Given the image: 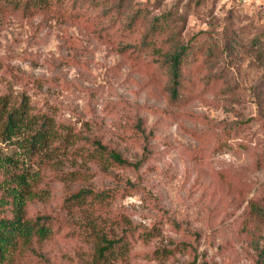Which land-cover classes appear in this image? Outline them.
<instances>
[{"label": "rangeland", "instance_id": "rangeland-1", "mask_svg": "<svg viewBox=\"0 0 264 264\" xmlns=\"http://www.w3.org/2000/svg\"><path fill=\"white\" fill-rule=\"evenodd\" d=\"M110 1L83 10L87 23L0 14V59L23 76L19 81L2 70L0 92L14 85L37 110L52 109L74 131L131 163L101 156L89 163L93 176L86 184L113 196L89 215L103 231L118 236L135 229L120 264H256L264 225L253 230L245 214L251 200H264V5ZM139 10L147 16L130 34L127 25ZM157 18L169 26L158 41L164 49L190 43L194 51L193 67L185 70L193 94L176 111L168 106L164 60L149 56L134 64L120 50L138 45ZM105 34L115 42L104 43ZM62 157L66 169L77 164ZM50 187L47 203L32 212L68 218L63 202L79 186L53 181ZM71 216L73 228L49 245L51 263L92 254L93 244L79 236L83 216Z\"/></svg>", "mask_w": 264, "mask_h": 264}, {"label": "trees", "instance_id": "trees-1", "mask_svg": "<svg viewBox=\"0 0 264 264\" xmlns=\"http://www.w3.org/2000/svg\"><path fill=\"white\" fill-rule=\"evenodd\" d=\"M110 4V0H0V14L19 13L26 19L41 17L65 23H87L88 13L83 10ZM146 16L142 10L138 11L127 25L130 34L137 32ZM165 33H169V26L157 18L138 45L128 44L120 50L127 52L134 64L149 56L164 60L163 69L171 77L168 106L176 111L193 94L188 90L191 84L185 79V70L193 67L194 51L190 43L164 49L158 41ZM102 36L104 43L115 42L110 34ZM2 70L16 80L23 78L19 69L0 59ZM104 155L119 166H131L100 141L84 137L60 121L52 109L37 110L30 96L15 90L14 85L0 92V264H42L34 259L55 264L50 262L55 252L49 245L62 230L73 228L71 214L75 213L83 216L85 225L80 227L79 236L93 246L92 254L82 256L73 264H120L127 260L135 229H126L117 236L103 231L99 227L101 222L89 216L113 198L110 190L95 191L86 186L93 176L89 163L99 161ZM62 156L72 158L77 164H70L72 169H66L60 160ZM49 172L51 177L47 176ZM53 181L67 187L79 186L63 202L62 211L68 218L53 217L43 209L32 212L36 204L47 203ZM245 215L248 223L253 222V230L264 225V200H251ZM75 230L73 237L77 236ZM257 250L256 264H264V248L258 246Z\"/></svg>", "mask_w": 264, "mask_h": 264}, {"label": "crops", "instance_id": "crops-1", "mask_svg": "<svg viewBox=\"0 0 264 264\" xmlns=\"http://www.w3.org/2000/svg\"><path fill=\"white\" fill-rule=\"evenodd\" d=\"M243 1V0H242ZM247 1V3L249 2V3H251V2H256V3H258V4H261V5H264V0H246Z\"/></svg>", "mask_w": 264, "mask_h": 264}, {"label": "built area", "instance_id": "built-area-1", "mask_svg": "<svg viewBox=\"0 0 264 264\" xmlns=\"http://www.w3.org/2000/svg\"><path fill=\"white\" fill-rule=\"evenodd\" d=\"M242 3H247V1L246 0H243Z\"/></svg>", "mask_w": 264, "mask_h": 264}]
</instances>
